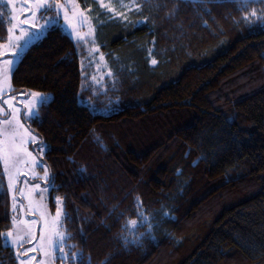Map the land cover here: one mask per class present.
Listing matches in <instances>:
<instances>
[{
	"label": "trees",
	"instance_id": "16d2710c",
	"mask_svg": "<svg viewBox=\"0 0 264 264\" xmlns=\"http://www.w3.org/2000/svg\"><path fill=\"white\" fill-rule=\"evenodd\" d=\"M81 1L93 4L97 41L114 70L105 95L91 97L103 113L88 107L76 45L60 25L23 54L11 77L15 93L52 94L28 124L49 147L42 157L58 186L50 206L53 196L66 198L69 241L90 264L108 253L107 264H264V21L240 20V0H136L143 8L129 20H148L133 26ZM6 15L0 5L4 39ZM200 153L207 158L193 165ZM0 182L5 232L12 208ZM137 196L155 239L125 249L117 234L137 218ZM0 264H17L3 238Z\"/></svg>",
	"mask_w": 264,
	"mask_h": 264
},
{
	"label": "snow or ice",
	"instance_id": "6c2138e0",
	"mask_svg": "<svg viewBox=\"0 0 264 264\" xmlns=\"http://www.w3.org/2000/svg\"><path fill=\"white\" fill-rule=\"evenodd\" d=\"M70 2L71 11L69 10L68 3L62 2V0H22L20 8L15 6L14 0H7V4L10 6L11 23L6 30V39L0 38V100L8 106L9 111L0 106V165H2L3 173L7 177L8 192L12 196L11 208L13 215L11 217V226L7 228L6 232L0 231V238H3L17 250L19 264H32L33 260L36 259L34 256L27 259L21 258L25 253L34 250L33 248H29L21 252L20 249L23 243H30L29 237L32 240H36L34 230L36 221L23 219L17 213L19 201L16 198V186L22 169L26 170L25 175H31L34 178L38 177L45 181V187H41L39 184H32L27 188V191L24 188L19 189L20 195L27 200V210L38 213L42 224L39 231V239L36 240L35 244V248H38L41 253L39 264H51L57 250L60 253L61 259L71 258L77 264H90L91 260L89 254L88 261L85 262L83 249L77 247L75 243L71 245L67 243L75 233L70 232L66 224V221L71 219L63 206L66 198L57 195L55 197V214L49 211L44 193L50 192L53 187L58 186L54 184V175L47 165L43 166L42 175L36 171V168L40 166L42 161L28 147L30 143L35 145L40 155L49 150L48 145L38 134H33L30 125L22 122L39 118V109L49 103V94L37 90L21 91L19 93V104L21 107L17 106V98L15 96H10L7 99L4 98L6 89L9 92L13 91L11 77L19 62H21L23 54L31 46L45 38L49 30L56 28L60 24L61 13L63 14L64 26L68 29V33L75 43L79 45L82 41L87 42L88 38L91 37L93 55L98 51L100 45L95 43V27L91 24L92 18L86 15L87 12L92 10L91 5L88 8H82L77 0H70ZM192 2L206 4L210 0H192ZM255 3H264V0H240V8L247 9L242 12V16L240 17V20H243L245 24L251 25L257 21H264V9L248 8V5ZM99 6L102 10H107L108 13L112 14L110 18H118L125 25L130 23L135 26L146 23L148 20L146 16L140 20H129L131 12L135 11L138 13L143 8V4L136 2V0H129L127 4L121 0L120 7L124 9L123 12L117 11L115 6L105 3V0H99ZM178 6V3L174 4L166 12V15L169 17L174 16ZM156 7H160V5L157 4ZM24 13H28V15L25 16ZM45 13L48 14L45 15ZM53 13L55 14L53 15ZM235 22L239 23L240 21L237 20ZM85 25L88 26V31L82 32L80 29ZM153 50L149 49V52ZM99 59L106 65L107 62L103 52L100 53ZM149 63L156 65L158 62L155 58H152ZM97 68H100L99 64ZM107 75L114 76L111 69L108 70ZM102 79L103 77L98 80L93 76V88L98 87ZM113 83H115V80ZM81 87L83 88L84 85L82 84ZM111 106V102L103 105L104 108H110ZM88 107L95 111L99 105L92 100H88ZM232 122L233 118H229L226 121L229 127ZM233 138L237 141L239 140L238 136L234 135ZM97 140L99 141V137H97ZM100 143L103 146L102 141ZM190 151L191 149L185 155L187 156ZM206 158L204 153H200L193 160V165L197 164L201 159ZM84 170L83 167L79 169L80 172ZM181 173L182 170L177 171L178 175ZM36 189H39V193H37L39 199H36L33 195ZM135 204L137 218L126 219L122 224L121 231L117 234L125 249H128L130 246H143V239L145 237L155 239L153 229L156 225L152 222L153 217L143 208V202L139 196L136 197ZM24 208L25 205L19 204L21 212ZM119 215H123V213L121 212ZM163 216L170 219L175 218L169 211H164ZM145 224L147 228L144 232L135 231L136 227ZM69 249H75V251H69ZM111 255L112 253H108L99 264H107V260Z\"/></svg>",
	"mask_w": 264,
	"mask_h": 264
},
{
	"label": "rangeland",
	"instance_id": "374dc122",
	"mask_svg": "<svg viewBox=\"0 0 264 264\" xmlns=\"http://www.w3.org/2000/svg\"><path fill=\"white\" fill-rule=\"evenodd\" d=\"M97 3H99V0H95ZM62 2H67L68 3V7H69V10L71 11V2L70 0H62ZM77 2L80 4V6L82 8H88L89 5H91V8L93 7V4H83L81 3L82 1L81 0H77ZM114 2H118L117 0H105V3H110L112 4L113 6L116 7L117 11H121L123 12L124 9L122 7H120V2H118L119 4H115ZM14 3H15V6L17 8H20L21 7V3H22V0H14ZM125 4L129 3V2H123ZM0 5L1 7H3V10L8 14L6 15L8 18H7V22H8V26H10V23H11V20H10V16H11V12H10V6L7 4V0H0ZM99 5V4H98ZM26 6V5H24ZM261 9V7H259ZM2 11V10H1ZM107 11V10H106ZM3 12V11H2ZM48 13H45V15H47ZM55 13H53L54 15ZM25 16L28 15V13H24ZM86 15H88L89 17H91V24L95 27V33H94V39H95V43L97 45L98 44V39H97V28L99 26V23L95 22L94 19H93V15L89 12L86 13ZM60 27L62 28V30L67 33H68V29L65 28L64 26V22H63V14L61 13V17H60ZM101 21V19H100ZM101 23V22H100ZM82 32H87L88 31V26L85 25L83 28L80 29ZM70 36V35H69ZM73 40V39H72ZM74 41V40H73ZM75 43V41H74ZM76 45V52L78 54V57H79V60H80V69H81V74L83 72V79H82V84L84 85L83 89H86V90H89L90 94L89 96L86 97V101L88 100H92L93 98H97L99 96L98 93H103L105 95V91H106V88L107 86H111L112 85V82H113V76H108L107 73H108V70L111 69L112 73L114 72L111 64H110V60L109 58L106 56L105 54V60H106V65L100 61L99 59V55L101 52H103L101 50V48L99 47L98 51L95 52V54L93 55V51H92V38L89 37L87 42H81L79 45ZM117 59V58H115ZM100 65V68L98 69L97 68V65ZM83 65V67H82ZM95 76L98 80L101 79V77H103V79L101 80V83L98 87L96 88H93V81H92V77ZM12 85V83H11ZM43 92V91H41ZM9 91L6 89L5 90V96L4 98L7 99ZM45 93H48L49 94V100L51 99L52 97V94L50 92H45ZM93 97V98H91ZM20 99V97H19ZM19 99H18V103H17V106L18 107H21V105L19 104ZM80 101H82L80 99ZM108 102H112L111 100H108ZM19 104V105H18ZM0 106H3L4 109L6 111H9L8 110V106L6 104H3L2 103V100H0ZM92 110V109H91ZM101 110H106L104 108H101ZM94 112V110H92ZM96 112H100V113H103L99 110H95ZM29 120H26V121H22L23 123H25L26 125L28 124ZM34 135H37L35 132H33ZM29 147V150L33 152V154L35 156H37V158L42 161V163L40 164V166H38L36 168V171L39 172L41 175L43 174V166L46 165L43 161V155H40V153L38 152L37 148L35 145L33 144H29L28 145ZM0 181L1 179H3V183L6 185V188H7V177L4 175L3 173V167L2 165H0ZM25 171L24 169L21 170V173H20V176L18 177V181H17V186H16V198L17 200L19 201V204H23L25 205V208L24 210L21 212L19 210V204L17 206V213H18V216L19 217H22L23 219H26V220H33V221H36V224L34 226V230H35V235H36V240L39 239V231H40V228L42 227V224L40 222V218H39V215L38 213H34V212H30L27 210V200L20 195V192H19V189L20 188H24L25 191H27V188L32 185V184H39L41 187H45V181H43L42 179L40 178H34L32 177L31 175H25ZM25 181H27V183H25ZM2 189L1 187V182H0V190ZM8 191V189H7ZM37 193H39V189H36L35 192H34V197L36 199H39V195H37ZM50 192H45L44 195H45V200H46V203L48 205V208H49V211L52 213V214H55V197L56 196H53V199H52V202H53V207L50 206ZM8 195H9V200H10V205L12 204V196L11 194L8 192ZM13 215V212L11 213V217ZM10 226H11V221H10ZM135 231H137V227L135 228ZM6 232V231H5ZM36 240H32L31 237H29V241H31L30 243L29 242H24L20 251L21 252H24L25 249H29V248H33L34 250L33 251H30V252H27L25 253L21 258L22 259H27L28 257H31V256H34L36 257L35 260H33L32 264H39V260H40V257H41V253L39 252L38 248H35V244H36ZM3 242L5 245H8L10 246L13 251H14V254L16 255V258H17V250L15 248H13L7 241H5L3 239ZM67 243L69 245H71L72 243L68 240ZM69 251H75L73 249H69ZM17 264H19V260L17 259ZM51 264H75V261L71 258L69 259H61L60 258V253L59 251L57 250L56 254H55V258L52 260Z\"/></svg>",
	"mask_w": 264,
	"mask_h": 264
},
{
	"label": "flooded vegetation",
	"instance_id": "af4514ba",
	"mask_svg": "<svg viewBox=\"0 0 264 264\" xmlns=\"http://www.w3.org/2000/svg\"><path fill=\"white\" fill-rule=\"evenodd\" d=\"M11 96H15L17 99H16V101H17V103H18V99H19V93H15L14 91L13 92H11ZM19 105V104H18ZM28 123V122H27ZM27 125H29V124H27ZM31 129V128H30ZM32 130V129H31ZM33 132H35L34 130H33ZM36 133V132H35Z\"/></svg>",
	"mask_w": 264,
	"mask_h": 264
},
{
	"label": "water",
	"instance_id": "95a60500",
	"mask_svg": "<svg viewBox=\"0 0 264 264\" xmlns=\"http://www.w3.org/2000/svg\"><path fill=\"white\" fill-rule=\"evenodd\" d=\"M25 92H27V91H25Z\"/></svg>",
	"mask_w": 264,
	"mask_h": 264
}]
</instances>
